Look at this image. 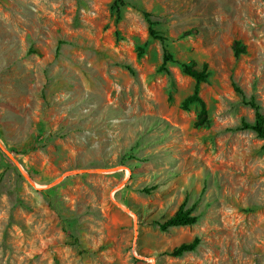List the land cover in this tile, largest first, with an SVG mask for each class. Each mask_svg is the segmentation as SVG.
<instances>
[{
	"label": "rangeland",
	"instance_id": "1",
	"mask_svg": "<svg viewBox=\"0 0 264 264\" xmlns=\"http://www.w3.org/2000/svg\"><path fill=\"white\" fill-rule=\"evenodd\" d=\"M116 1L0 0V264H264V0Z\"/></svg>",
	"mask_w": 264,
	"mask_h": 264
},
{
	"label": "trees",
	"instance_id": "2",
	"mask_svg": "<svg viewBox=\"0 0 264 264\" xmlns=\"http://www.w3.org/2000/svg\"><path fill=\"white\" fill-rule=\"evenodd\" d=\"M122 2L123 1L120 0L116 1L113 4V9H115L118 14L120 13L121 7L125 4L124 2ZM144 14L148 21V30L150 37L153 39H159L163 47L162 62L157 70L166 72L169 76H171V71L168 65L173 62H178L182 72L195 80L193 92L182 100L181 107L183 109H189L192 104H199L200 110L197 114L194 125L196 127L208 125L210 122L208 108L205 101L200 95L201 84L203 82H206L210 76L208 63L203 62L201 67H199L197 66L195 61L186 62L176 59L173 53H171V51L169 50V46L166 41L167 38L164 35L160 34L154 27L155 23L151 18V13L148 11H144ZM235 52L239 54L240 52H242V48L236 46ZM245 103L253 108L255 116L253 123L242 121L241 128H250L256 132L259 138L264 139V113L262 111L261 105L255 100L254 97L248 98L247 100H245ZM198 219L199 216L194 214L191 208H186L184 204H181L172 215L163 220H158L156 223L161 229L167 230L170 227L193 225L197 223ZM199 242L200 238L198 236H195L191 241L183 242L173 249L166 251L165 254L174 257L182 256L187 252L195 250Z\"/></svg>",
	"mask_w": 264,
	"mask_h": 264
},
{
	"label": "water",
	"instance_id": "3",
	"mask_svg": "<svg viewBox=\"0 0 264 264\" xmlns=\"http://www.w3.org/2000/svg\"><path fill=\"white\" fill-rule=\"evenodd\" d=\"M18 168H19V166H18ZM29 177V176H28ZM29 179H30V177H29Z\"/></svg>",
	"mask_w": 264,
	"mask_h": 264
}]
</instances>
